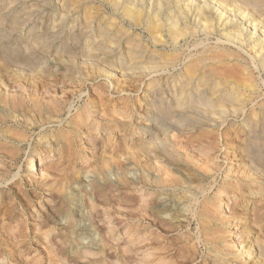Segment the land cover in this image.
Segmentation results:
<instances>
[{"label":"rangeland","instance_id":"1","mask_svg":"<svg viewBox=\"0 0 264 264\" xmlns=\"http://www.w3.org/2000/svg\"><path fill=\"white\" fill-rule=\"evenodd\" d=\"M138 1L139 4L142 3L139 6L140 10L142 7L143 9L147 7L151 0ZM157 1L158 3L156 0L151 1L149 6H152L151 8H154L155 5L158 6L161 2ZM162 1L164 3L165 1L169 2L166 3L168 9L165 8L164 12L160 13L159 18L162 21L163 19L166 21L165 19L169 14L170 16L172 14L176 16L187 14L188 20L182 16L183 20H187L185 21L187 24L185 23L183 26L190 28L184 29L186 33L181 32L183 37L186 36L185 38L181 35L178 36L179 38L170 36V32L166 33L169 30L167 28L169 24L168 26L162 24L164 26V31H161L162 35L160 32L148 34V15L154 14L158 9L156 6L153 11L151 8H149L151 9L150 12L148 8H145L144 12L141 11L144 15L146 13V16L143 13L142 15L147 18L143 17L142 20L144 21L140 20L142 23L137 21L141 24H137L135 21L136 25L131 21L133 18L130 19V16L123 11L124 5L115 7L114 0H109V3L107 0H0V91H4L3 94H0V264H95L96 262L98 264H142L143 258L145 259L149 255H151L149 259L153 260L154 247L141 250L142 252H138L132 260H129L124 250L128 243L136 246L137 249L141 248L138 243L144 240V234L147 238L145 243L156 244V242L151 241V238L148 241L149 237L146 236V233L138 234L139 231H136L140 216L143 214L141 210L143 212L144 205L147 203L145 200L147 201L150 196L156 193L154 202L156 204L159 200L156 204L158 206L153 204L150 209L152 211L160 210L162 213L158 211V214L160 218H164L163 221L176 225L174 233L169 230L170 233H164V231L160 233V248L172 239L181 238L187 241V246L184 244L182 247L188 248L189 246L190 253L193 255L188 264H264V172L263 175L261 173V178L259 177L260 174L249 175L252 165L264 170V165L258 164L251 157H260L259 160L256 158V161L264 163V131H262L264 130V117H262L264 112H261L264 111V68L262 67L264 62L261 63L264 60V0H228L229 6L224 2L226 0L222 2L221 0ZM176 5H180L181 9L175 7ZM120 7L123 9L121 10ZM199 8L200 10L205 9V13H203L205 16L200 14L202 17H199V13H201ZM209 10L211 11L209 12ZM188 12L191 13L188 14ZM195 12L196 14H194ZM205 17L209 20L206 21ZM204 21L207 22L205 30L202 28V25L205 24ZM208 21L211 22L208 23ZM164 23L167 24L168 21ZM211 23L215 25L212 24L213 29ZM218 24L223 27H219ZM194 30L196 35L193 34ZM206 30L207 33H202ZM211 31H213L212 34ZM154 35L157 39L162 40V43L159 39L157 41ZM235 37H239V39H235ZM233 39L241 40L239 42L242 43L233 42L235 41ZM260 43L261 45H259ZM100 48L101 50H99ZM252 50L255 51V56H258L257 61H254V53L251 54ZM258 50L260 51L258 52ZM224 51L232 55V59L229 60L232 63L229 62L228 66L230 68L233 66L240 67L255 86L251 90L252 93L246 92L247 97L249 96L246 98L248 103L245 107L240 106L242 111L239 110V116L233 111L234 109L237 110L236 107L234 108V106L238 107L236 102L232 106L230 104L218 105L216 106L217 113L215 111V113L210 112L211 102L207 103V101H210L211 96L210 93H204L203 87L205 86V89L209 86L214 90L222 87L211 82L203 87L196 84L186 87L188 89L185 90V94L179 95V85L185 86L190 82L187 81L190 79L187 74L190 67L195 66L198 60L208 58L211 53H223ZM173 58L178 61V64L175 63L176 60L173 61ZM223 87L221 89L224 90H221L220 95L224 94L225 98L232 95L231 89ZM174 91L179 94L177 95ZM173 94L176 95L175 99ZM218 94L216 93L212 97L216 98ZM169 96L174 99L172 102H170ZM194 96H197V99ZM159 97L165 98V102L163 100L161 102ZM166 98H169L170 101ZM179 98L181 100H179V106H175L174 103ZM187 98L188 103L185 102ZM192 98L194 100H191ZM195 99L197 103L194 104ZM161 103L163 104L161 105ZM154 104L162 107V109L166 108L168 111H173V113L178 110L174 113V115L177 114L176 116L187 111L183 108H190L194 104L193 108L197 106L195 109L201 110L202 114H206L205 111L210 109L208 113L210 112L212 117L216 116L218 119L215 117L216 122H211L201 116L199 127L195 129L187 126L181 128L183 132L185 128L194 129L193 131L187 129V132L186 130L184 133L181 132L183 134L174 131L171 135L173 136L172 140L178 142L180 147L182 143L185 153L181 152L183 148H179L181 150L179 151L178 146L176 149L175 143L173 146L167 141V144L172 145L177 150L176 152L179 151L176 153L175 160L161 157L162 159L159 161L149 162V168H151L149 176L154 175L155 177L148 176L149 178H145V174L142 173V169L136 164V161L138 159L143 161L142 147L147 140L154 138L155 124L149 118L150 115L151 117L155 115L152 109ZM208 104L210 105L206 107ZM173 106L174 109H172ZM181 108L183 109L182 113ZM229 108H232L231 111ZM219 110L224 117H227V120L226 118L221 119L222 115H220ZM253 110L255 111L254 114ZM187 112H184L185 116H192L189 111ZM260 113L262 115H259ZM158 117L161 118L160 121L165 126H175L167 117H161V115ZM255 120L258 125L254 122ZM219 123H222L223 126ZM210 124L211 126H209ZM212 125L218 127H212ZM251 125V131L256 133L252 137L254 139H251V144L255 146V151L253 150L255 155L246 154L244 151L248 142H251L245 136L247 134V132L245 133L246 129ZM203 128L206 132L202 131ZM208 131H213L216 134L214 133L209 137ZM152 133L153 137H151ZM259 133H261V137ZM244 137L245 139H243ZM206 139L211 140L210 143ZM131 146L133 147L131 148ZM190 147L191 150H189ZM197 152L198 156L195 154ZM128 155L129 157H125ZM213 155L215 156L212 157ZM32 157H34L37 165V169L35 168L33 172L28 167ZM193 160L196 161L192 163ZM203 163H208L210 165L208 167H212L213 171ZM131 168L132 170H129ZM158 168L161 169L162 173L159 172ZM195 170L198 172L195 173ZM191 171L193 172L191 173ZM132 172L136 175H133ZM136 172L139 174L137 175ZM177 172H182L191 179L201 181L204 192L199 193L197 190L194 196L187 194L190 196L189 199L182 200L181 197L186 193L185 190L166 189L164 181L167 176L169 174L179 175ZM242 172H244L243 175H241ZM251 172H254L253 169ZM127 173L128 175L131 173L135 179L138 178L136 183L140 187L131 183V175L128 176ZM204 175L205 177H202ZM207 176L210 178L208 179ZM142 178L158 179L162 183V187L158 191L156 189L154 191V188L151 189V187L145 188L141 185ZM130 184H133L134 188ZM235 186H241V190L228 196L231 188ZM64 194L74 198V201L70 203L71 205L66 203ZM212 197L215 198L216 206L213 205L210 208L215 211L214 217L218 220L215 223H220L222 217L230 218V221H224L221 224L220 230L223 236L221 247L225 246L222 253L205 243L199 222L193 219L195 213H199L203 206L208 207ZM142 206L143 208H140ZM161 208L167 211H163ZM75 211L78 212L75 213ZM169 218L172 219L169 220ZM188 221L192 222L191 228L186 225ZM176 222L181 223L177 224ZM168 227L170 226L168 225ZM71 232H76L77 237H79L73 236L69 240V244L68 241L64 240V237ZM80 232L81 234H79ZM196 235L200 236L197 238ZM186 236L188 237L186 238ZM189 238L194 240L195 244ZM164 240L166 241L164 242ZM107 242V245L104 244ZM196 242L198 243L196 244ZM166 246L168 247V244ZM225 248L228 250L225 251ZM181 251L177 247L173 250L172 247L169 248L163 253L164 255H161L163 264L167 262L183 264L182 253L185 252ZM217 253L220 256L215 258Z\"/></svg>","mask_w":264,"mask_h":264},{"label":"bare ground","instance_id":"2","mask_svg":"<svg viewBox=\"0 0 264 264\" xmlns=\"http://www.w3.org/2000/svg\"><path fill=\"white\" fill-rule=\"evenodd\" d=\"M105 1V0H104ZM108 1V3H109V0H107ZM111 1V0H110ZM142 1V0H141ZM144 1V0H143ZM142 1V2H143ZM148 1V0H147ZM151 1H153V0H151ZM151 1H149L150 2V4H151ZM170 1V0H169ZM185 1V0H184ZM187 1V0H186ZM191 1V0H190ZM215 1H217V0H215ZM219 1V0H218ZM223 0H221V2H222ZM227 1L228 0H226V1H224L225 3H227ZM156 2L158 3V1L156 0ZM161 2V3H160ZM170 2H173V1H170ZM188 2V1H187ZM140 2L138 1V0H114V2H113V4L115 5V7L117 6L118 7V5L120 6V5H124V10L123 11H125V13L128 15V16H130L129 18L130 19H132L133 18V20H131L132 22H134V24H139L141 21L140 20H142V19H144V18H147V17H144V16H146V13H145V15H144V9L145 8H151L149 5H147V7H145L144 5H142V6H144L145 8L143 9V7L139 10V6H141V4H139ZM159 5L158 6H156L155 4H153V5H155L157 8V10L154 12V14L152 13V14H149L148 15V20H149V22H147L148 23V29H149V33L148 34H154V33H156V32H160V34L162 35V32L164 31L163 30V28H164V26H162V24H165V25H167L168 26V24H169V27H167V28H169V30L168 31H166V33H168V32H170L169 33V35L171 36H174V37H178V36H180L181 35V37H183V35L181 34V32L183 31V32H185V30L184 29H190V28H187V26H186V28H185V26H183L185 23L187 24V22H185V21H187L188 19V17L185 15H178V16H176V15H174V14H172V16H170V14H169V16H168V14H167V16L168 17H166V21H168V23L166 24V23H164V22H166V21H164V19H163V21L159 18V16H160V13L163 11V10H165V8L166 9H168L167 8V6H166V3H169V2H166L165 1V3L162 1V0H159ZM178 4L180 3L179 1L177 2ZM176 3V4H177ZM193 3H195V2H193ZM207 3V1L205 2V4ZM219 3V2H218ZM225 3H223L224 5H225ZM144 4V3H143ZM172 4H175V3H172ZM196 4V3H195ZM203 4V3H202ZM228 4V3H227ZM227 4H226V6H227ZM167 5H169V4H167ZM181 5V4H180ZM179 5V6H180ZM193 4H192V2H191V6H192ZM215 5V4H214ZM221 5H222V3H221ZM155 6H153L154 8H155ZM174 6V5H173ZM179 6H175V7H179ZM190 6V5H189ZM197 7L199 6V5H196ZM203 6V5H202ZM204 6H206V5H204ZM210 6V5H209ZM208 6V7H209ZM219 6H220V3H219ZM228 6H229V4H228ZM235 6V5H234ZM239 6V5H238ZM171 7V6H170ZM169 7V8H170ZM182 7V6H181ZM194 7V6H193ZM223 7V6H222ZM236 7V6H235ZM121 8V7H120ZM154 8H151L152 9V11L154 10ZM172 8V7H171ZM170 8V9H171ZM180 8V7H179ZM182 8H184V6L182 7ZM201 8V7H200ZM200 8H199V10H200ZM207 8V7H206ZM237 8V7H236ZM239 8V7H238ZM260 8H263L262 6H260ZM113 9H114V7H113ZM117 9H119V8H117ZM123 8H121V10H122ZM151 9H149V12H150V10ZM181 9V8H180ZM187 9V8H186ZM188 9H189V7H188ZM208 9V8H207ZM210 9V8H209ZM116 10V9H115ZM174 10V9H173ZM195 10V9H194ZM205 9H202V10H200L201 11V13H199V17L201 16L200 14H203V13H205V11H204ZM92 11V10H91ZM141 11H143L142 13H143V15H142V13H141ZM146 11H147V9H146ZM179 11V10H178ZM187 11H190V10H187ZM196 11H198V9L196 8ZM211 10H209V12H210ZM242 11V10H241ZM247 11V10H246ZM255 11V10H254ZM86 12V11H85ZM116 12H117V10H116ZM149 12H147V13H149ZM164 12V11H163ZM162 12V13H163ZM169 12H171V11H169ZM192 12V11H191ZM191 12H188V14L189 13H191ZM207 12V11H206ZM208 12V13H209ZM230 12V11H229ZM235 12V11H234ZM261 12V11H260ZM174 13H176V12H174ZM180 13V12H179ZM182 13H183V9H182ZM182 13H180V14H182ZM193 13V12H192ZM208 13H206V14H208ZM224 13V12H223ZM90 14V13H89ZM194 14H196V12L194 13ZM233 14V13H232ZM95 15V14H94ZM98 15V14H97ZM204 15V14H203ZM219 15V14H218ZM231 15V14H230ZM244 15V14H243ZM242 15V16H243ZM253 15V14H252ZM260 15V14H259ZM163 16V15H162ZM165 16V15H164ZM182 16H184V18L185 19H187V20H183V17ZM205 16V15H204ZM210 16V15H209ZM144 17V18H143ZM190 17H192V16H190ZM202 17V16H201ZM206 17H208V16H206ZM205 17V18H206ZM213 17V16H212ZM221 17H223V16H221ZM128 18V17H127ZM164 18V17H163ZM235 18V17H234ZM256 18V17H255ZM204 19V18H203ZM211 19V18H210ZM219 19H220V17H219ZM230 19V18H229ZM236 19V18H235ZM101 20V19H100ZM145 20H147V19H145ZM196 20V22L198 23V21H197V19H195ZM205 20V19H204ZM207 20H209L208 18H206V21ZM212 20V19H211ZM107 21V20H106ZM135 21H136V23H135ZM137 21H140L139 23L137 22ZM144 20H142V22H143ZM189 21H190V19H189ZM188 21V22H189ZM191 21H192V19H191ZM200 21H201V19H200ZM203 21V20H202ZM213 21H215V20H213ZM216 21H217V18H216ZM234 21V20H233ZM141 22V23H142ZM146 22V21H145ZM162 22V23H161ZM193 22V21H192ZM205 22V21H204ZM203 22V23H204ZM211 21H208V23H210ZM219 22H221V21H219ZM232 22V21H231ZM231 22H229V23H231ZM140 23V24H141ZM161 23V24H160ZM197 23H193V24H197ZM200 23V22H199ZM207 22H205V24L204 25H202L201 23V25H202V28L205 30L206 29V26H207V24H206ZM223 23V22H222ZM116 24V23H115ZM136 24V25H137ZM212 24L213 23H211V26H212ZM117 25V24H116ZM189 25H192V24H189ZM189 25H188V27H189ZM210 25V24H209ZM224 25V24H223ZM113 26V25H112ZM144 26V25H143ZM213 26H215L214 24H213ZM213 26L211 27L212 29H213ZM218 26H219V24H218ZM197 27V26H196ZM219 27H221V26H219ZM223 27V26H222ZM221 27V28H222ZM234 27V26H233ZM254 27V26H253ZM252 27V28H253ZM104 28V27H103ZM120 28V27H119ZM193 28V27H192ZM198 28H201V27H198ZM210 28V29H211ZM107 29V28H106ZM196 29V28H195ZM209 29V30H210ZM217 29H219V28H217ZM235 29V28H234ZM236 29H238V28H236ZM235 29V30H236ZM256 29V27L254 28V30ZM122 30V29H121ZM199 30V29H198ZM208 30V29H207ZM207 30L206 31H200V32H202V33H204V32H206L207 33ZM239 30V29H238ZM253 30V31H254ZM107 31V30H106ZM105 31V32H106ZM148 31V30H147ZM162 31V32H161ZM188 31V30H187ZM191 31V30H190ZM192 31H193V29H192ZM214 31V30H213ZM213 31H211V34H212V32ZM229 31V30H228ZM119 32H121V31H119ZM182 32V33H183ZM196 32H197V30H196ZM216 32V31H215ZM225 32V31H224ZM233 32V31H232ZM236 32V31H235ZM241 32L243 33V31L241 30ZM123 33V32H122ZM186 33V32H185ZM192 33V32H191ZM209 33V32H208ZM250 33V32H249ZM257 33V32H256ZM164 34V33H163ZM193 34L194 35H196V33H195V30H194V32H193ZM222 34H225V33H222ZM222 34H220V35H222ZM253 34V33H252ZM159 35V34H158ZM168 35V36H169ZM185 35V34H184ZM187 35V34H186ZM205 35V34H204ZM240 35V34H239ZM243 35V34H242ZM241 35V36H242ZM155 37H156V35H154ZM188 36H189V34H188ZM187 36V37H188ZM191 36V35H190ZM193 36V35H192ZM208 36V35H207ZM223 36V35H222ZM244 36V35H243ZM151 37H152V35H151ZM158 37H160V36H158ZM162 37V36H161ZM164 37V36H163ZM180 37V38H181ZM186 36H184L183 38H185ZM194 37V36H193ZM226 37H229V36H226ZM231 37H232V35H231ZM233 37H234V35H233ZM263 37V36H262ZM152 38H154V37H152ZM179 38V37H178ZM182 38V39H183ZM230 38V37H229ZM239 39V37H235V39ZM261 38V37H260ZM156 39H157V37H156ZM159 39V38H158ZM158 39H157V41H158ZM172 39H176V38H172ZM235 39H233V40H235ZM253 39V38H252ZM251 39V40H252ZM154 40H155V38H154ZM164 40V39H163ZM171 40V39H170ZM178 40V39H177ZM229 40V39H228ZM232 40V41H233ZM260 40H262V39H260ZM156 41V40H155ZM159 41H161L160 43H162V40H160L159 39ZM165 41V40H164ZM173 41H175V40H173ZM231 41V40H230ZM238 40H235V41H233V42H237ZM239 41H241V40H239ZM238 41V42H239ZM255 41H258V40H255ZM263 41H264V39H263ZM262 41V42H263ZM175 42H177V41H175ZM202 42V41H201ZM228 42V41H227ZM261 42V41H260ZM156 43V42H155ZM231 43V42H230ZM239 43H242V42H239ZM250 43V42H249ZM259 43V42H258ZM264 43V42H263ZM262 43V44H263ZM107 44V43H106ZM157 44V43H156ZM235 44H237V43H235ZM244 44V43H243ZM242 44V45H243ZM246 44H247V42H246ZM245 44V45H246ZM254 44H255V42H254ZM164 45V44H163ZM166 45V44H165ZM238 45V44H237ZM259 45H261V43L259 44ZM258 45V46H259ZM264 45V44H263ZM213 46V45H212ZM215 46V45H214ZM253 46V45H252ZM255 46H257L256 44H255ZM206 47V46H205ZM241 47H243V46H241ZM250 47H251V45H250ZM254 47V46H253ZM204 48V47H203ZM211 48V47H210ZM259 48V47H258ZM264 48V47H263ZM214 49V48H213ZM222 49V48H221ZM260 49V48H259ZM261 49H262V47H261ZM99 50H101V48L99 49ZM218 50V49H217ZM255 50V49H254ZM257 50V49H256ZM104 51V50H103ZM202 51V50H201ZM260 50H258V52H259ZM264 51V50H263ZM206 52V51H205ZM208 52V51H207ZM227 51H224L223 53H211V54H209V57L208 58H206L205 57V59H203V60H198V62L196 63V65L195 66H193V67H190V69L188 70L189 71V73H187L188 75H189V77H190V79L189 80H187L189 83H185L186 85L185 86H180L179 85V87H180V94L179 95H181L182 94V96H183V93L185 94V90L186 89H188V88H186V87H189V86H195V84L196 85H202V87L204 86V85H206L207 83H212V84H215L216 86L218 85V87L219 86H225V87H223V88H229V89H231L232 90V95H230V96H226L227 98H225L223 95L224 94H221L220 95V93L222 92L221 90H224V89H221L222 87H220V89H218V90H214V88L212 89V88H209V86H207L205 89H204V87H203V90H205L204 91V93H210V101H207V103L208 102H211L210 104H208L206 107H208L209 105L210 106H212L211 107V111L210 112H216L217 113V109H216V106H218V105H221V104H226V105H229L230 104V106H232V104H235V102H236V104H238V107L237 106H234V108L236 107V109L237 110H235L234 108V110L233 111H235V113L234 114H238V112H239V110H240V112L242 111V109H240V106H242V107H245V105H246V103H248V101H247V99L246 98H248L247 97V95H246V92H248L249 91V93L251 92L252 93V88H254L255 86H254V84H253V81H251L249 78H247V74L246 73H244L243 71H242V69L240 68V67H238V66H233V67H231L230 68V66H228V63L229 62H231V61H229L230 59H232L231 57H232V55H229L228 53H226ZM255 52V51H254ZM253 50H252V55H253ZM204 53V52H203ZM233 53V52H232ZM260 54V53H259ZM259 54H257V55H259ZM106 55V54H105ZM163 55V54H162ZM251 55V56H252ZM260 55H262V54H260ZM259 55V56H260ZM166 56V55H165ZM168 56V55H167ZM171 56V55H170ZM169 56V57H170ZM173 56V55H172ZM205 56V55H204ZM175 57V56H174ZM200 57V56H199ZM262 57V56H261ZM263 57H264V54H263ZM262 57V58H263ZM172 58V57H171ZM176 59H177V57H175ZM196 58V57H195ZM249 58V57H248ZM256 58H258V56L256 57L255 56V53H254V61H257V59ZM176 59H174L173 58V61L174 60H176ZM180 59H181V57H180ZM256 59V60H255ZM260 59V58H259ZM172 60V59H171ZM179 60V59H178ZM235 60V59H234ZM234 60H232V61H234ZM152 61V60H151ZM162 61V60H161ZM168 61V60H167ZM238 61V60H237ZM246 61V60H245ZM260 61V60H259ZM177 62V64H178V61L176 60L175 61V63ZM239 62V61H238ZM240 62H241V60H240ZM263 62H264V60L261 62L262 64H263ZM162 63H164V62H162ZM167 63H172V62H167ZM232 63V62H231ZM242 63V62H241ZM260 63V62H259ZM170 65V64H169ZM175 65V64H174ZM173 65V66H174ZM241 65V64H240ZM259 65V64H258ZM261 65V64H260ZM161 66H162V64H161ZM161 66H160V68H161ZM168 66V65H167ZM165 67V66H164ZM189 67V66H188ZM263 68H264V65L262 66ZM187 68V67H186ZM167 69V68H166ZM253 70V69H252ZM187 71V72H188ZM249 73V72H248ZM251 73H252V71H251ZM186 75V74H185ZM254 75V74H253ZM255 76V75H254ZM185 77H188V76H185ZM256 79V78H255ZM256 83H257V81H256ZM211 84V85H212ZM257 85V84H256ZM176 86H177V84H176ZM175 86V87H176ZM198 86V87H199ZM215 86V87H216ZM260 86V85H259ZM178 87V88H179ZM197 87V86H196ZM211 87H214V86H211ZM258 87V86H257ZM26 88V87H25ZM178 88H176V90H178ZM2 89V88H1ZM198 89V88H197ZM192 90V89H191ZM199 90V89H198ZM202 90V89H201ZM201 90H200V92H201ZM163 92H164V90H162ZM189 91V90H188ZM193 91H195L194 89H193ZM197 91V90H196ZM258 92L260 91V90H257ZM3 90L2 91H0V94H3ZM166 92V91H165ZM175 92V91H174ZM182 92V93H181ZM224 92V91H223ZM176 93V92H175ZM174 93V94H175ZM188 93V92H187ZM197 93V92H196ZM218 94L217 96L218 97H216V98H213L212 97V95H214L215 96V94ZM225 93H227V92H225ZM255 93V92H254ZM253 93V94H254ZM173 94V98L176 96V95H174ZM177 94V93H176ZM177 94V95H178ZM201 94V93H200ZM228 94H229V92H228ZM231 94V93H230ZM255 94H257V93H255ZM254 94V95H255ZM164 94H162V96H163ZM189 95V94H188ZM201 95H203V94H201ZM252 95V94H251ZM253 95V96H254ZM161 96V97H162ZM182 96H180V98L182 99ZM191 96V95H190ZM198 96V95H197ZM197 96H194V98L196 97V99H197ZM204 96V95H203ZM164 97V96H163ZM170 97V96H169ZM172 97V96H171ZM170 97V98H171ZM188 97V96H187ZM205 97V96H204ZM258 97V96H257ZM160 98V97H159ZM180 98L178 99V100H176V101H174V102H176V103H174L175 104V106H179V102L181 101L180 100ZM189 98H191V97H189ZM194 98H192L191 100H194ZM199 98V97H198ZM206 98L208 99V97L206 96ZM244 98V99H243ZM251 98V97H250ZM158 99V98H157ZM157 99H156V101H157ZM161 99V98H160ZM159 99V100H160ZM165 99V98H164ZM164 99H161V102H162V100L164 101ZM167 99H169V98H166V100ZM175 99V98H174ZM174 99H172L171 98V101H170V99H169V101L170 102H172V100H174ZM196 99H195V101H193V103L195 104V103H197V101H196ZM180 100V101H179ZM187 101H185V102H187L188 103V98L186 99ZM190 100V101H191ZM255 100V99H254ZM151 101V100H150ZM149 101V102H150ZM168 101V102H169ZM202 101V100H201ZM252 101H253V99H252ZM165 102V101H164ZM169 102V103H170ZM199 102H200V98H199ZM205 102V101H204ZM154 103H155V101H154ZM168 103V104H169ZM201 103V102H200ZM203 103V102H202ZM206 103V102H205ZM252 103V102H251ZM157 104V103H156ZM158 104H160V103H158ZM163 103H161V105H162ZM173 104V105H174ZM192 104V103H191ZM194 104H193V106H194ZM255 104V103H254ZM8 105V104H7ZM166 105H167V103H166ZM180 105L182 106V104L180 103ZM186 105V104H185ZM188 105V104H187ZM151 106V105H150ZM180 106V107H181ZM184 106V105H183ZM193 106L191 105L190 106V108H188V107H185V108H183L184 110H187V111H189V113H191V115L192 116H185V114H184V112H186V113H188L187 111H184L183 113H182V111H183V109L181 110V113L182 114H180L179 112V115L178 116H176L177 114H175L174 115V113L176 112V111H178V110H176L174 113H173V111H168V110H166V108H164V109H162V107H160V106H156L155 104L153 105V110H154V112H155V115H154V117H151V115L149 116V118H150V120H152L153 122H154V124H155V128L153 129L154 130V138L152 139V140H147L146 141V143L143 141V140H141L142 142H144L145 144H144V146L142 147V152H143V161H141V159H138L136 162V164L142 169V173L143 174H145V178H147L148 176H149V173H150V169L151 168H149V162H153V160H155V161H159V159H162L161 157H164V158H168V159H171V160H175V157H176V153H178L179 151H181L179 148H183L182 150L183 151H181V152H184L185 153V150H184V147H182L183 146V144L181 143V147L180 146H178V145H180L178 142H176V141H173L172 140V138H173V136H171L172 135V133L174 132V131H178V132H183V127H189V128H196V127H199V120H200V118H201V116L203 117V118H206V120L207 121H211V122H216V120L218 119L214 114V116L217 118V119H215V117H212V115L210 114V112L208 113V111L210 110V109H208L207 110V112L205 111V113L206 114H202L200 111L201 110H197V109H195V108H193ZM247 106V105H246ZM255 106V105H254ZM170 107H172V106H170ZM226 107V106H225ZM253 107V106H252ZM175 107L173 106V108L172 109H174ZM203 108V107H202ZM218 108V107H217ZM227 109H228V107H226ZM254 108V107H253ZM147 109H149V108H147ZM207 109V108H206ZM220 109H222L221 107H220ZM230 109V108H229ZM232 109V108H231ZM231 109H230V111H231ZM245 109V108H244ZM249 109H250V107H249ZM88 110H89V108H88ZM217 110V111H216ZM258 110V109H257ZM256 110V111H257ZM125 111V110H124ZM123 111V112H124ZM203 112H204V110H202ZM220 111V110H219ZM247 111V110H246ZM245 111V112H246ZM252 111V110H251ZM148 112V111H147ZM152 112V111H151ZM214 112V113H215ZM225 112V111H224ZM239 112V113H240ZM244 112V113H245ZM254 110H253V114H254ZM261 112H264V111H261ZM89 113V112H88ZM95 113V112H94ZM106 113V112H105ZM109 113V112H108ZM153 113V112H152ZM249 113V112H248ZM107 114V113H106ZM148 114V113H147ZM184 114V115H183ZM229 114H230V112H229ZM232 114V113H231ZM246 114V113H245ZM257 114H258V112H257ZM161 115V117H163V116H165V117H167L168 119H169V121L171 122V124H172V122L174 123L173 125H175L174 127H170V126H172V125H170V126H165V124H163V123H161V118L159 119V117L158 116H160ZM163 115V116H162ZM187 115V114H186ZM189 115V114H188ZM220 115H222V117H221V119L223 120V118H226V120H227V117H224L223 116V114H221V111H220ZM220 115H218L219 117H220ZM248 115V114H247ZM251 115V114H250ZM259 115H262L261 113L259 114ZM258 115V116H259ZM90 116V115H89ZM126 116V115H125ZM153 116V115H152ZM230 116V115H229ZM236 116V115H235ZM237 116H239V114L237 115ZM241 116V115H240ZM246 116V115H245ZM257 116V117H258ZM113 117V116H112ZM233 117V116H232ZM247 117V116H246ZM250 117V116H249ZM253 117H255V116H253ZM262 117H264V116H262ZM115 118V117H114ZM113 118V119H114ZM167 118H166V120H167ZM231 118V117H230ZM105 119V118H104ZM244 119V118H243ZM256 119V118H255ZM262 119V118H261ZM112 120V119H111ZM110 120V121H111ZM115 120H116V118H115ZM114 120V121H115ZM148 120V119H147ZM221 120V121H222ZM225 120V119H224ZM252 120V119H251ZM250 120V121H251ZM254 120V119H253ZM257 120V119H256ZM254 121L257 125H258V123H257V121ZM264 120V119H263ZM93 121V120H92ZM91 121V122H92ZM106 121V120H105ZM152 121H151V123H152ZM204 121V120H203ZM229 121V120H228ZM245 121V120H244ZM260 121H262V120H260ZM149 122V121H148ZM206 122V121H205ZM229 122H231V121H229ZM228 122V123H229ZM233 123H234V121H232ZM249 122V121H248ZM264 122V121H263ZM167 123V122H166ZM201 123V122H200ZM251 123V122H250ZM249 123V124H250ZM253 123V122H252ZM198 124V125H197ZM219 124H222V123H219ZM223 124H224V122H223ZM223 124H222V126H223ZM231 124V123H230ZM244 124H246L245 122H244ZM202 125V124H201ZM200 125V127H203V126H201ZM232 125V124H231ZM230 125V126H231ZM254 125V124H253ZM259 125H260V123H259ZM263 125V124H262ZM153 126V125H152ZM207 126V125H206ZM209 126H211V124L209 125ZM214 126H216V127H218L217 125H212V127H214ZM226 126V125H225ZM235 126V125H234ZM244 126V125H243ZM124 127V126H123ZM151 127V126H150ZM244 127H246V126H244ZM248 127V126H247ZM251 127H252V125L251 126H249L247 129H246V131H245V133L247 132V134L245 135V136H247V138L248 139H250V141H251V139H254V138H252V137H254L255 136V134H254V132H252L251 131ZM258 127V126H257ZM260 127V126H259ZM147 128H149V127H147ZM182 128V129H181ZM189 128H187V129H189ZM211 128V127H210ZM261 128H262V126H261ZM100 129V128H99ZM187 129L185 128L184 129V132H185V130H186V132H187ZM193 129V130H194ZM230 129V128H229ZM263 129V128H262ZM261 129V130H262ZM92 130V129H91ZM190 130V129H189ZM188 130V131H189ZM193 130H190V131H193ZM207 130V129H206ZM208 130H210L209 129V127H208ZM212 130V129H211ZM214 130L216 131V129L214 128ZM213 130V131H214ZM238 130H240V129H238ZM237 130V131H238ZM257 130V129H256ZM255 130V131H256ZM102 131V130H101ZM202 131H205L204 130V128H203V130ZM213 131H208V135H209V137L210 136H212L215 132H213ZM262 131H264V130H262ZM142 132V131H141ZM183 132V133H184ZM206 132V131H205ZM223 132V131H222ZM153 133H152V135H151V137H153ZM179 133V134H180ZM183 133H181V134H183ZM188 133H191V132H188ZM264 133V132H263ZM114 134V133H113ZM130 134V133H129ZM178 134V133H177ZM180 134V135H181ZM216 134V133H215ZM219 134H220V132H219ZM242 134V133H241ZM260 134L261 133H259V136H260ZM236 135V134H235ZM238 135V134H237ZM257 135H258V133H257ZM199 136H201V135H199ZM198 136V137H199ZM202 136H204L203 134H202ZM217 136V135H216ZM215 136V137H216ZM218 136H220V135H218ZM258 136V137H259ZM142 137H143V135H142ZM214 137V138H215ZM223 137V136H222ZM257 137V138H258ZM261 137V136H260ZM147 138V137H146ZM196 138V137H195ZM205 138V137H204ZM207 138V137H206ZM209 139V138H208ZM212 139V138H211ZM219 139H220V137H219ZM222 139H224V138H222ZM243 139H245V137L243 138ZM248 139H247V142H248ZM262 139V138H261ZM132 140V139H131ZM214 140V139H213ZM217 140V139H216ZM215 140V141H216ZM231 140V139H230ZM130 141V140H129ZM167 141H169L170 143H172L173 144V146H174V143H175V147H176V149H177V146H178V152H176L177 150L176 149H174V147L172 146V145H170V144H167ZM206 141H211V140H207L206 139ZM233 141V140H232ZM259 141V140H258ZM128 142V141H127ZM142 142H141V144H142ZM203 142H204V140H203ZM207 142V143H208ZM214 142V141H213ZM245 142V141H244ZM255 142H256V139H255ZM195 143V142H194ZM199 143H202V142H199ZM198 143V144H199ZM206 143V142H205ZM206 143V144H207ZM210 143V142H209ZM252 143V141L251 142H248V145L245 147V149H244V151H245V153L246 154H249V155H252V154H254L253 153V150H254V145L253 144H251ZM191 144V143H190ZM232 144V143H231ZM195 145V144H194ZM200 145V144H199ZM198 145V146H199ZM210 145V144H209ZM244 145V144H243ZM258 145V144H257ZM140 146V145H139ZM186 146V145H185ZM206 146V145H205ZM133 146H131V148H132ZM141 147V146H140ZM139 147V148H140ZM153 148V149H152ZM232 148V147H231ZM244 148V147H243ZM128 149H130V148H128ZM185 149H187V148H185ZM189 149V148H188ZM205 149V148H204ZM138 150V149H137ZM189 150H191V147H190V149ZM199 150V149H198ZM214 150V149H213ZM241 150H243V149H241ZM133 151V150H132ZM194 151V150H193ZM203 151V150H202ZM206 151V150H205ZM204 151V152H205ZM255 151V150H254ZM258 151V150H257ZM187 152V151H186ZM191 152V151H190ZM201 152V151H200ZM203 152V153H204ZM208 152V151H207ZM215 152V151H214ZM135 153V152H134ZM188 153H189V151H188ZM186 154V155H188V158H189V154ZM260 153V152H259ZM133 154V153H132ZM136 154V153H135ZM183 154V153H182ZM193 154V153H192ZM197 156H198V152L197 153H195ZM195 154H194V156H195ZM211 154V153H210ZM213 154V153H212ZM122 155V154H121ZM137 155V154H136ZM155 155V156H154ZM180 155V154H179ZM185 155V156H186ZM255 155V154H254ZM118 156V155H117ZM120 156V155H119ZM134 156V155H133ZM141 156V155H140ZM190 156H192V155H190ZM215 155H213L212 157H214ZM244 156V155H243ZM125 157H129V155L128 156H125ZM137 157V156H136ZM178 157V156H177ZM199 157H201V156H199ZM207 157H209V156H207ZM211 157V158H212ZM252 157V159L255 161V162H257L258 164H261V165H264V163L263 162H261V161H258L259 159H260V157L259 158H257L258 160L256 161V158L254 157V156H251ZM135 158V157H134ZM196 158V157H195ZM198 158V157H197ZM196 158V159H197ZM202 158V157H201ZM116 159V158H115ZM193 159H194V157H193ZM203 159V158H202ZM201 159V160H202ZM208 159V158H207ZM114 160V159H113ZM130 160V159H129ZM136 160V159H135ZM165 160V159H164ZM184 160V159H183ZM190 160H192V158H190ZM200 160V159H199ZM204 160V159H203ZM202 160V161H203ZM206 160V159H205ZM250 160V159H249ZM248 160V161H249ZM252 160V161H253ZM115 161V160H114ZM128 161V160H127ZM131 161V160H130ZM168 161V160H167ZM194 161H196V160H193L192 161V163L194 162ZM216 161H217V159H216ZM263 161V160H262ZM111 162V161H110ZM164 162V161H163ZM178 162V161H177ZM208 162V161H207ZM114 163V162H113ZM171 163V162H170ZM180 163V162H179ZM178 163V164H179ZM200 163V162H199ZM211 163V162H210ZM110 164V163H109ZM112 164V163H111ZM129 164V163H128ZM127 164V165H128ZM131 164V163H130ZM152 164V163H151ZM154 164V163H153ZM175 164V163H174ZM201 164H202V162H201ZM200 164V165H201ZM206 164V163H205ZM204 163H203V165H205ZM124 165V164H123ZM122 165V166H123ZM135 165V164H134ZM170 165V164H169ZM187 165V164H186ZM194 165H195V163H194ZM252 165V164H251ZM257 165V164H256ZM36 162H35V159H34V157H32V159H31V162H30V164H29V169L30 170H32L31 172H33V170L36 168ZM131 166H133L132 164H131ZM180 166V165H179ZM198 166H199V164H198ZM206 166L208 167V166H210V165H208V163L206 164ZM205 166V168H207ZM151 167V166H150ZM154 167H156L155 166V164H154ZM159 167V166H158ZM184 167V166H183ZM216 167V166H215ZM218 167H220V165H218ZM133 168V167H132ZM132 168L131 169H129V170H132ZM135 168V167H134ZM137 168V167H136ZM177 168V167H176ZM205 168H203L205 171L209 168H207V169H205ZM212 168V167H211ZM211 168H209L210 170H212ZM253 169V173L251 172V170ZM251 170L249 171V175L250 176H252V174H255V176L256 175H258V174H260V178H261V173H262V175H263V172H264V170H262V169H260V168H256L255 166L253 167V165L251 166ZM37 169V168H36ZM139 169V168H138ZM140 169V170H141ZM159 169V168H158ZM186 169V168H185ZM191 169V168H190ZM102 170V169H101ZM136 170V169H135ZM134 170V171H135ZM161 169H159V172L160 173H162L161 171H160ZM178 170V169H177ZM187 170H189L188 169V167H187ZM197 170V169H196ZM195 170V171H196ZM215 170H216V168H215ZM179 171V170H178ZM194 171V170H193ZM193 171H191V173L193 172ZM208 171V170H207ZM213 171V170H212ZM211 171V172H212ZM111 172V171H110ZM140 172V171H139ZM139 172L137 173V175L139 174ZM153 172V171H152ZM198 171H196L195 173H197ZM209 172V171H208ZM103 173H104V171H103ZM108 173V172H107ZM133 173V175H136V174H134V172H132ZM179 175H174V174H169L168 176H167V178H166V180L164 181V186H165V188L167 189V188H173V190L174 191H176V190H178V189H183V190H185L186 191V193H184L183 194V196L181 197V199L182 200H188L189 199V195H187V194H190L191 196H194V193H196L197 192V190H198V192L199 193H203L204 192V186L202 185V183H201V181H199V180H194V179H191L190 177H188L187 175H185V174H183L182 172H177ZM205 173V172H204ZM243 173L244 172H242V174L241 175H243ZM245 173H246V171H245ZM251 173V174H250ZM122 174V173H121ZM130 175H131V180H132V182L131 183H134L135 185L137 184L136 182V179H138V178H136L135 179V177H132L133 175L131 174V173H129ZM151 174H153V173H151ZM106 175V174H105ZM127 175H128V173H127ZM130 175H128V176H130ZM157 175V174H156ZM194 175V174H193ZM208 175V174H207ZM211 175V174H210ZM108 176V175H107ZM151 176V175H150ZM149 176V177H150ZM154 176V175H153ZM153 176H151V177H153ZM254 176V175H253ZM254 176V177H255ZM148 177V178H149ZM155 177V176H154ZM153 177V178H154ZM202 177H205V175L204 176H202ZM244 177H247V176H244ZM244 177H242V178H244ZM258 177V178H259ZM69 178V177H68ZM100 178V177H99ZM127 178V177H126ZM145 178H142V180H141V185H143V187H145V188H149V187H151V189L152 188H154V191H155V189L158 191L161 187H162V183L158 180V179H154V180H148V179H145ZM159 178V177H158ZM207 178H208V176H207ZM209 178H210V176H209ZM208 178V179H209ZM214 178V177H213ZM238 178V177H237ZM249 178V177H248ZM253 178V177H252ZM251 178V179H252ZM257 178V177H256ZM259 178V180H261ZM77 179V178H76ZM128 179H129V177H128ZM203 179H205V178H203ZM240 179H241V177H240ZM254 179V178H253ZM252 179V180H253ZM69 180H70V178H69ZM110 180V179H109ZM130 180V181H131ZM256 180V179H255ZM264 180V179H263ZM71 181V180H70ZM203 181H205V180H203ZM239 181V180H238ZM246 181V180H245ZM66 182V181H65ZM138 182H140L139 180H138ZM212 182V181H211ZM210 182V183H211ZM256 182H259V181H256ZM99 183V182H98ZM97 183V184H98ZM106 183V182H105ZM109 183V182H108ZM116 183V182H115ZM246 183V182H245ZM101 184H102V182H101ZM110 184V183H109ZM129 184V183H128ZM128 184H126L127 186H128ZM215 184V183H214ZM119 185H120V183H119ZM131 185V184H130ZM129 185V186H130ZM133 185V184H132ZM131 185V186H132ZM138 185V184H137ZM216 185H218V184H216ZM98 186V185H97ZM102 186V185H101ZM139 186V185H138ZM207 186V185H206ZM215 186V185H214ZM104 187V186H103ZM122 188L124 187V186H121ZM126 187V186H125ZM140 187V186H139ZM132 188H134V186H132ZM142 188V187H141ZM165 188H164V190H165ZM207 188V187H206ZM211 188V187H210ZM217 188V187H216ZM125 189H127V188H125ZM209 189V188H208ZM72 190H73V188H72ZM162 190V189H161ZM210 190V189H209ZM208 190V191H209ZM239 190H241V186H235V187H232L231 188V191H230V194L228 195V196H230L231 194H235L237 191H239ZM246 190V189H245ZM74 191V190H73ZM144 191V190H143ZM150 191V190H149ZM173 191V192H174ZM206 191V190H205ZM263 191H264V187H263ZM146 192V191H145ZM163 192V191H162ZM167 192H169V191H167ZM173 192H171V193H173ZM209 192H211V190L209 191ZM208 192V193H209ZM128 193V192H127ZM179 193V192H178ZM183 193V192H182ZM258 193V192H257ZM157 194V193H156ZM156 194H153L152 196H150V199H148L147 201L145 200V205H144V210H143V212H142V210H141V213H143L140 217V221L138 222L139 223V226L136 228V231H139V233L138 234H142V233H146V236L147 237H149L148 238V241L150 240V238L152 239L151 241H154V242H156V244H152V242H147V243H145L146 241H145V239H147V238H145V234L143 235V237H144V240L143 241H140L139 243H138V245H140V247L141 248H139V249H137L136 248V246H133L131 243H128V245L126 246V249L124 250V252L128 255V257H129V260H132L133 258H134V256L136 255V254H138V252H142L141 250H143V249H145V248H147V247H154V250L153 251H155V253L154 254H152V253H150V254H152L153 255V257H154V259L152 260H150L149 259V256H151V255H149V256H147L145 259L143 258V260H142V264H152V263H154V264H163V259L161 258V255L163 254V253H165V251H168L169 250V248H171L172 247V250H173V248L175 249L176 247L178 248V250L179 251H183V252H185V253H182V257H183V260H182V262H183V264H188L189 263V261H190V259L193 257V255L190 253V248H189V246H188V248L187 247H185V246H187V241H185V239L183 240V239H181V238H178L177 240L176 239H172V241H169V242H166V243H164V245L166 244H168V247L165 245H163V247L162 248H160L159 247V245H160V238H161V232H163L164 231V233L166 232H172V233H174L173 231H175V226L176 225H173L172 223V225L171 224H169V222L167 223V222H165V221H163V219L164 218H160V216H159V214H158V211L159 212H161L160 210H153L152 211V209H150V207L153 205V204H155V198H156ZM160 194V193H159ZM142 195V194H141ZM147 195V194H146ZM145 195V196H146ZM210 195V194H209ZM160 196V195H159ZM162 196V195H161ZM168 196H169V194H168ZM168 196H166L165 195V197H168ZM200 196V195H199ZM204 196V195H203ZM223 196V195H222ZM263 196V195H262ZM64 197H65V199H66V203L67 204H70L72 201H74L73 199V197L72 196H67V195H65L64 194ZM144 197V196H143ZM155 197V198H154ZM205 197V196H204ZM203 197V198H204ZM146 198V197H145ZM148 198V197H147ZM146 198V199H147ZM158 198V197H157ZM160 198V197H159ZM164 198V197H163ZM176 199V198H175ZM179 199V198H178ZM195 199V198H194ZM193 199V200H194ZM202 199V198H201ZM206 199V198H205ZM211 199V202H209V205H208V207H205V206H203L202 207V210L199 212V213H195V218H193V219H196V221H198L199 222V225H200V229H201V232H202V236L204 237V241H205V243L206 244H208V245H210L211 247L213 246V247H215V249H218L219 250V252L220 253H222V250H223V247H225V246H223V247H221V245H223V236H222V232H221V224H223V222L225 221V222H228V221H230V218H223L222 217V219H221V222L220 223H218L217 222V224L215 223L216 221H218L217 219H215V217H214V210H212V208H210V206H213V205H215L216 206V204H215V198H210ZM143 200H144V198H143ZM158 200V199H157ZM160 200H161V198H160ZM192 200V201H193ZM221 200V199H220ZM159 201V200H158ZM158 201H157V203H158ZM166 201V200H165ZM173 201V200H172ZM161 202V201H160ZM159 202V203H160ZM156 203V204H157ZM183 203V202H182ZM194 203V202H193ZM83 204V203H82ZM155 204V205H156ZM161 204V203H160ZM173 204V203H172ZM178 204V203H177ZM65 205V204H64ZM71 205V204H70ZM75 205V204H74ZM138 205H140V204H138ZM154 205V206H155ZM263 205V204H262ZM134 206H136V205H134ZM156 206H158V205H156ZM155 206V207H156ZM166 206V205H165ZM179 206V205H178ZM200 206V205H199ZM160 207H162L161 205H160ZM159 207V208H160ZM169 207V206H168ZM190 207V206H189ZM195 207V206H194ZM196 207H198V206H196ZM221 207V206H220ZM126 208V207H125ZM140 208H143V206L142 207H140ZM172 208V207H171ZM176 208V207H175ZM178 208V207H177ZM71 209V208H70ZM170 209V208H169ZM198 209V208H197ZM76 210V209H75ZM161 210H163V211H167L166 209H162L161 208ZM188 210V209H187ZM193 210V209H192ZM172 211V210H171ZM174 211V210H173ZM179 211V210H178ZM71 212V211H70ZM78 212V211H77ZM76 211H75V213H77ZM182 212V211H181ZM235 212H237V211H235ZM72 213V212H71ZM162 213V212H161ZM178 213V212H177ZM190 213V212H189ZM193 213V212H192ZM222 213V212H221ZM164 214V213H163ZM182 214V213H181ZM180 214V215H181ZM194 214V213H193ZM237 214V213H236ZM79 215V214H78ZM172 215V214H171ZM185 215V214H184ZM187 215V214H186ZM185 215V216H186ZM223 215V214H222ZM67 216H68V213H67ZM66 216V217H67ZM76 216V215H75ZM175 216V215H174ZM182 216V215H181ZM188 216V215H187ZM192 216V215H191ZM216 216V215H215ZM218 216V215H217ZM234 216V215H233ZM162 217V216H161ZM190 217V216H189ZM227 217V216H226ZM68 218V217H67ZM75 218V217H74ZM81 218V217H80ZM187 218V217H186ZM260 218V217H259ZM168 219V218H167ZM172 218H169V220H171ZM55 220V219H54ZM81 220V219H80ZM138 220V219H137ZM130 221V220H129ZM179 221V220H178ZM184 221V220H183ZM186 221V220H185ZM195 221V222H196ZM69 223V222H68ZM177 223V222H176ZM178 223H181V222H178ZM177 223V224H178ZM194 223V222H193ZM230 223V222H229ZM135 224V223H134ZM183 224H185V223H183ZM220 224V225H219ZM68 225V224H67ZM168 225L170 226V227H168ZM182 225V224H181ZM186 225H188L190 228L192 227V222H189L188 221V224H186ZM186 225H184V226H186ZM226 225V224H225ZM229 225V224H228ZM19 226V225H18ZM129 226V225H128ZM133 227V226H132ZM132 227H130V228H132ZM195 227V226H194ZM193 227V228H194ZM18 228V227H17ZM86 228V227H85ZM19 229V228H18ZM182 229V228H181ZM188 229V228H187ZM195 229H197V228H195ZM200 229H199V231H200ZM224 229V228H223ZM76 231H78L77 229H75ZM88 230V229H87ZM128 230H130V229H128ZM169 230V231H168ZM188 230H190V229H188ZM187 230V231H188ZM226 230V229H225ZM81 231V230H80ZM135 231V230H134ZM160 231V232H159ZM178 231V230H177ZM180 231V230H179ZM84 232H85V230H84ZM169 232V233H170ZM87 233V232H86ZM126 233V232H125ZM137 233V232H136ZM163 233V234H164ZM171 233V234H172ZM179 233H181V232H179ZM186 233H188V232H186ZM231 233V232H230ZM79 234H81V232L79 233ZM128 234V233H127ZM131 234H133V233H131ZM183 234V233H182ZM192 234V233H191ZM174 235V234H173ZM172 235V236H173ZM179 235H181V234H179ZM184 235V234H183ZM188 235V234H187ZM193 235V234H192ZM73 236H76L77 237V233L76 232H71V233H69V234H67L65 237H64V240L67 242L68 241V243H69V240H71V238H73ZM138 236V235H137ZM163 236V235H162ZM165 236V235H164ZM190 236V235H189ZM198 236H200V235H198ZM198 236L196 235V237L198 238ZM79 237V236H78ZM77 237V238H78ZM81 237V236H80ZM131 238H132V236H130ZM165 237H167V236H165ZM164 237V238H165ZM188 236H186V238H187ZM202 237V238H203ZM142 238V237H141ZM164 238H162V239H164ZM171 238V237H170ZM184 238V237H183ZM191 238H192V236H191ZM61 239V238H60ZM135 239V238H134ZM161 239V240H162ZM193 239H194V237H193ZM62 240H63V238H62ZM169 240V239H168ZM186 240H188V239H186ZM189 240L190 241H192L190 238H189ZM201 241L203 240V239H200ZM132 241H133V239H132ZM166 240H164V242H165ZM189 241V242H190ZM194 241V240H193ZM192 241V242H193ZM196 241H198V240H196ZM227 241V240H226ZM162 242V241H161ZM149 243V244H148ZM194 244H195V242H193ZM198 242H196V244H197ZM200 243V242H199ZM228 243V242H227ZM70 244V243H69ZM104 244H108V242L107 243H104ZM185 244V246L184 247H182V245H184ZM202 244H203V242H202ZM225 244V243H224ZM205 245V244H204ZM162 246V245H161ZM192 246V245H191ZM190 246V247H191ZM71 247V246H70ZM116 247V246H115ZM199 247V246H198ZM205 247V246H204ZM104 248V247H103ZM195 248H196V246H195ZM207 248V247H206ZM73 249V248H72ZM198 249V248H197ZM209 249V248H208ZM212 249V248H211ZM210 249V250H211ZM226 249L228 250V248H225V251H226ZM230 250V249H229ZM145 251V250H144ZM149 251V250H148ZM181 251V252H182ZM200 251V250H199ZM224 251V250H223ZM103 252V251H102ZM147 252V251H146ZM191 252H192V250H191ZM218 252V253H219ZM167 253V252H166ZM209 253V252H208ZM218 253L216 254V256H215V258H218L219 256H218ZM147 254H149V253H147ZM171 254V253H170ZM181 254V253H180ZM140 255V254H139ZM164 255V254H163ZM177 255V254H176ZM179 255V254H178ZM209 255V254H208ZM141 256V255H140ZM165 256H166V254H165ZM164 256V257H165ZM173 256V255H172ZM174 257H176V256H174ZM178 257V256H177ZM72 258V257H71ZM70 258V259H71ZM170 258V257H169ZM180 258V257H179ZM198 258V257H197ZM213 258V257H212ZM223 259V258H222ZM228 259V258H227ZM231 259V258H230ZM229 259V260H230ZM168 260V259H167ZM170 260V259H169ZM174 260H176V259H174ZM181 260V259H180ZM193 260V259H192ZM53 261V260H52ZM90 261V260H89ZM141 261V260H140ZM171 261V260H170ZM223 261V260H222ZM225 261L227 262V260L225 259ZM94 263L96 262V261H93ZM164 262H166V261H164ZM173 262V261H172ZM179 262H181V261H179ZM230 262V261H229ZM97 263V262H96ZM95 263V264H96ZM138 263H140L139 261H138ZM173 263H175V262H173ZM219 263H220V260H219ZM98 264V263H97ZM164 264H171V262H167V263H164ZM176 264V263H175ZM226 264V263H225Z\"/></svg>","mask_w":264,"mask_h":264}]
</instances>
